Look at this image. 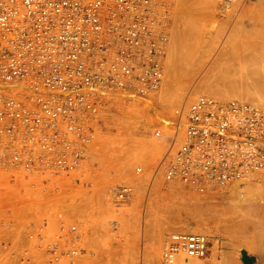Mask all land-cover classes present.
I'll return each instance as SVG.
<instances>
[{
  "label": "built area",
  "instance_id": "2783aa9c",
  "mask_svg": "<svg viewBox=\"0 0 264 264\" xmlns=\"http://www.w3.org/2000/svg\"><path fill=\"white\" fill-rule=\"evenodd\" d=\"M174 1L0 0V174L79 171L111 97L161 89ZM155 136L167 151L153 178L167 184L203 193L264 173L262 107L201 95ZM133 192L120 186L114 198ZM210 250L207 235L175 232L161 258L188 264Z\"/></svg>",
  "mask_w": 264,
  "mask_h": 264
},
{
  "label": "rangeland",
  "instance_id": "374dc122",
  "mask_svg": "<svg viewBox=\"0 0 264 264\" xmlns=\"http://www.w3.org/2000/svg\"><path fill=\"white\" fill-rule=\"evenodd\" d=\"M187 19L189 23L196 21V26L191 24L190 30H185ZM168 26L170 36L161 89L149 96L132 92L112 96L79 171L70 176L21 174L15 179L0 174V264H159L156 259L164 241L182 228L209 237V260L200 263L264 264V173L234 183L238 185L236 193H229L231 184L200 193L178 183L167 184L161 176L153 178V171L167 151L155 132L171 125L179 106L201 95L222 102H242L233 94L217 97L206 90L224 88L227 71L257 67L255 62L253 66L248 63L240 67L226 52L239 48L244 40H251L258 53L264 52V0H176L169 11ZM194 32L206 38V45L200 43L204 47L191 55L193 58L185 59L188 46L178 45L182 51L177 52L173 45L184 42L185 37L181 36L185 33L190 36ZM190 42L187 44L196 45ZM247 42L242 47H248ZM242 47L244 53H249L251 46L249 50ZM251 53L258 54L254 50ZM171 55L177 56V64ZM138 167H142V174L136 173ZM124 185L133 188V196L117 203L114 191ZM194 202H202V206ZM195 206L202 209L200 213L194 210ZM189 208L200 214L194 216L192 212V216L205 219L201 225L191 213L189 217L193 219L187 217ZM211 222L219 230H214ZM233 234L243 236L234 239Z\"/></svg>",
  "mask_w": 264,
  "mask_h": 264
},
{
  "label": "bare ground",
  "instance_id": "6f19581e",
  "mask_svg": "<svg viewBox=\"0 0 264 264\" xmlns=\"http://www.w3.org/2000/svg\"><path fill=\"white\" fill-rule=\"evenodd\" d=\"M176 1V0H175ZM174 1V2H175ZM186 2H188V1H185V4H186ZM181 2H179V4H180ZM185 6V5H184ZM181 7V6H180ZM180 7H178V8H180ZM191 7V6H190ZM184 8H186V7H184ZM177 9V8H176ZM181 9V8H180ZM187 9H190V8H187ZM182 11H183V9H182ZM181 11V12H182ZM192 11V10H191ZM181 12H180V14H181ZM189 12H190V10H189ZM173 13H174V10H173ZM183 15V14H182ZM171 16H172V13H171ZM176 17V16H175ZM175 17H173V18H175ZM182 17V16H181ZM181 17H179V21L181 20ZM188 18V17H187ZM190 19V18H189ZM195 19H193V21H194ZM183 21V20H182ZM192 21V20H191ZM195 23H196V21H194L193 23H189V21H188V19H187V23L184 25V29L186 30V29H189L190 30V25L191 24H193V25H195ZM176 25V24H175ZM183 26V25H182ZM196 26V25H195ZM193 27V30H194V28H195V30H196V28L197 27H194V26H192ZM176 29V28H175ZM183 29V30H184ZM189 30L188 31H186L187 33H189ZM192 30V31H193ZM175 31V30H174ZM181 31V30H180ZM246 32V31H245ZM183 33V32H182ZM191 33H193V32H191ZM190 33V34H191ZM176 34V33H175ZM178 34H180V32L178 33ZM177 34V35H178ZM184 34V33H183ZM235 34V33H234ZM264 34V33H263ZM181 35V34H180ZM179 35V36H180ZM186 35V36H185ZM185 35L184 36H181V38H183L184 39V37H185V43L183 42V40H182V42L181 43H179V41L177 42V47H178V45H183V46H181V48H183V47H185V48H187V46H188V48H187V52L185 53V55H186V57H184L185 59H188L189 58V56H191V55H196V53H198L197 51L198 50H200V48L201 47H204L203 45L202 46H199V45H201L200 43H203V44H205L204 42H206V38H204V37H202V35H200V34H198L197 32H194V34H192V35H187L186 33H185ZM240 35V34H239ZM242 35V34H241ZM244 35H246V34H244ZM244 35H242V36H244ZM247 35H248V33H247ZM192 36V37H191ZM232 36V35H231ZM176 37V36H175ZM235 37V36H234ZM233 37V38H234ZM237 37V36H236ZM247 38H249L248 36H246ZM260 37V36H259ZM174 38V37H173ZM180 37H178L177 39H179ZM257 38V37H256ZM261 39H263V38H261ZM175 40H176V38H175ZM192 40H194V43L196 44V45H192L191 44V46H190V44L188 43L187 44V42L189 41H192ZM248 40V39H247ZM257 40H258V38H257ZM254 41V40H253ZM244 42H247V41H243V45H245L244 44ZM250 42L252 43V41L250 40ZM250 42L248 41L247 42V45H248V47L246 46H244V47H242L243 45H241L240 47H242L243 49L244 48H248L247 50H249V46H251V48H250V50H249V53H244L243 51H242V49L239 47V48H235V47H233L235 44H232L233 46V48L234 49H230L231 51H232V54H231V51L230 52H228L227 50V54L230 56V58L232 59V61L234 60V62H238V63H240V67H241V65L243 64V65H246V64H248V65H252V64H254V62H255V64H258L257 65V67L256 68H253V69H248V67L247 68H241L240 70H238V69H234V70H231V68H230V70L231 71H227V72H229V73H227V75L226 74H224V77H226V83L224 84V88H222V89H219V88H212V89H208V90H206V92L208 93V94H213V96L215 95V96H217V97H224V96H226V94L228 95V93H230L231 95L233 94L234 95V97H237V98H239L240 100H242V102L243 101H247V102H252V103H254V104H252V103H250V104H252V105H255V106H258V107H262V108H264V52H262V53H258L259 52V50H257L256 51V49L255 48H258L255 44H254V46H256L255 48L253 47V45H251L250 44ZM175 43L176 42H174V47H175V49H176V51L177 52H179L178 51V49L180 50V48L178 47H176L175 46ZM190 43H193V42H190ZM193 43V44H194ZM241 43V42H240ZM254 43H256V41L254 42ZM259 43V42H258ZM185 44V45H184ZM250 44V45H249ZM263 43H261V45H262ZM206 45V44H205ZM231 45V44H230ZM236 45H237V41H236ZM258 45V44H257ZM264 45V44H263ZM262 45V46H263ZM231 47V48H232ZM237 47V46H236ZM254 48V49H253ZM260 49L262 48L261 46L259 47ZM264 48V47H263ZM262 48V49H263ZM175 49H174V51H175ZM229 49V48H228ZM245 49V50H246ZM254 50L255 52H257L258 54H255V53H251L252 51ZM180 51H182V50H180ZM251 51V52H250ZM182 53V52H181ZM226 53H224V51H223V54H226ZM172 54V53H171ZM180 54V53H179ZM179 54H176V55H178L179 57H180V55ZM173 55V54H172ZM172 55H171V57H172ZM175 55V54H174ZM183 56V55H182ZM181 56V57H182ZM178 57V58H179ZM176 58V59H175ZM191 58H193V56H191ZM229 58V59H230ZM172 59V61L174 60L176 63L175 64H177V56L176 57H172L171 58ZM179 61V60H178ZM227 61H229L228 63L229 64H232V62H230L231 60H227ZM191 63V62H190ZM172 64L173 65H175L173 62H172ZM229 64H228V66H229ZM236 64V63H235ZM234 65V64H233ZM237 65V64H236ZM178 66V65H177ZM228 66H226V69L228 68ZM232 66V65H231ZM239 66V65H238ZM247 66V65H246ZM245 66V67H246ZM253 66V65H252ZM234 67H235V65H234ZM244 67V66H243ZM232 68H233V66H232ZM237 68V67H236ZM250 68V67H249ZM242 69H244V70H242ZM172 76V75H171ZM249 78H251L249 81H248V79ZM223 79V78H222ZM225 79V78H224ZM222 82V81H221ZM225 88H226V92L224 91L225 90ZM171 91V90H170ZM121 94V93H120ZM134 94H136V93H134ZM222 94H224V95H222ZM137 95H139V94H137ZM235 95H237V96H235ZM139 96H141V95H139ZM215 98V97H214ZM228 102V101H227ZM124 116V115H123ZM158 151V149L157 150H154V152L156 153ZM159 153H160V151H159ZM264 175V174H263ZM2 177V176H1ZM4 178L5 177H3V180H4ZM2 180V181H3ZM250 180V179H249ZM242 181H244V180H241V181H237V182H242ZM246 181H248V179L246 180ZM1 182V181H0ZM234 183H236V182H233V183H231V185L229 186V185H227V186H229V193H236L237 192V188H238V185H236V184H234ZM255 183H257V182H255ZM255 183H252V184H255ZM251 185V184H250ZM257 185V184H256ZM259 185V184H258ZM258 185H257V187L256 188H258ZM227 186H224V187H218V188H225V187H227ZM250 188H255L254 186L253 187H251V186H249ZM248 187V188H249ZM255 188V189H256ZM227 189V190H228ZM251 189V190H252ZM255 189H253V191L255 190ZM228 193V192H227ZM239 201H242V200H239ZM200 203H202V202H199V203H196V204H198L197 206H202ZM191 204V203H190ZM193 204V203H192ZM195 204V202H194V205H196ZM200 204V205H199ZM185 206H189V204H187V205H185ZM192 205H190V207H191ZM197 206H195L196 208H194V210H196V211H198V210H200V209H198L199 207H197ZM207 207H208V205H206ZM180 207V206H179ZM194 207V206H193ZM193 207H192V209L191 210H193ZM209 208V207H208ZM181 209V208H180ZM183 209V208H182ZM241 209V208H240ZM187 210V209H186ZM202 210V209H201ZM201 210L200 211H198L199 213L201 212ZM239 210V209H238ZM237 210V211H238ZM180 211V210H179ZM206 211V210H205ZM209 211V210H208ZM254 211V210H253ZM192 212L193 211H190V208H189V211H188V213L189 214H187V211H185V213L188 215H186L187 217H189V215H190V213H191V216H192ZM196 213L195 211L193 212V215H194V213H195V215L194 216H199L200 214L199 213ZM240 212V211H239ZM250 212V211H249ZM209 213V212H208ZM208 213H206L205 212V214H208ZM238 213V212H237ZM241 213V212H240ZM199 214V215H198ZM242 214V213H241ZM254 214V213H253ZM169 215V214H168ZM201 215H203V214H201ZM252 215V214H251ZM256 215V214H255ZM170 216V215H169ZM194 216H192V217H194ZM205 216V215H204ZM210 216V215H209ZM237 216H239V215H237ZM201 217V216H200ZM200 217H198V218H196V217H194V221L195 222H197V224L199 223L200 225H201V223H203L204 222V220L202 219V217L200 218ZM191 220L193 219V218H191V217H189ZM196 218V219H195ZM240 218V217H239ZM207 220V223H208V217L206 218ZM235 219V218H234ZM247 219V218H246ZM211 220H213V219H211ZM240 220V219H239ZM242 221L244 220V218L243 219H241ZM240 220V221H241ZM205 221V222H206ZM214 221V220H213ZM228 222V221H227ZM234 222V221H233ZM247 222V221H246ZM206 223V224H207ZM212 223V222H211ZM223 223V222H222ZM232 223V222H231ZM245 223V222H244ZM206 224H205V226H206ZM226 224V223H225ZM229 224V223H228ZM243 224V223H242ZM223 225V224H222ZM227 225V224H226ZM231 225V224H230ZM238 225V224H237ZM203 227H204V225H202ZM210 226H212V228L215 226H213V223H212V225H210ZM219 226H220V224H219ZM232 226V225H231ZM236 226V225H235ZM209 227V226H208ZM237 227H239V226H237ZM180 228H182V227H180ZM215 228V229H214ZM213 229L214 230H216V228L217 227H214ZM225 228V227H224ZM227 228V227H226ZM232 228V227H231ZM174 229V228H173ZM183 229V228H182ZM182 229L181 230H179L178 229V231L179 232H181L182 231ZM212 229V230H213ZM218 229V228H217ZM236 229H238V228H236ZM172 230V229H171ZM174 230H177V229H174ZM174 230H172V232L174 231ZM206 230H207V227H206ZM206 230H202V231H206ZM219 230V229H218ZM227 229H225V231H226ZM231 230V229H230ZM229 230V231H230ZM178 231H175V232H178ZM185 231V229H183V232ZM188 231V230H187ZM196 230H194V231H192V232H195ZM223 231V230H222ZM231 231H233V230H231ZM239 231H241V230H239ZM186 232V231H185ZM227 232V231H226ZM171 235V234H170ZM208 235L209 236H211L212 237V234H210V233H208ZM232 235H230L229 237H231ZM241 236H243L242 234H237V236H236V234L234 235L233 234V236H232V238H234V239H238V237L239 238H242ZM155 239H156V237H155ZM158 239V238H157ZM156 239V240H157ZM158 241H159V239H158ZM157 241V242H158ZM212 241V240H211ZM217 242V241H216ZM226 243L225 244H227V242L228 241H225ZM156 244H158V243H155V245ZM224 244V245H225ZM156 246H158V245H156ZM217 246H218V244L216 243L215 244V247L217 248ZM222 246V245H221ZM238 247V246H237ZM231 248H234V247H231ZM215 249V248H214ZM220 249V248H219ZM158 250H159V248H158ZM217 250V249H216ZM221 250V249H220ZM224 251V250H223ZM222 251V252H223ZM212 252H214V250L212 251ZM217 252V251H216ZM221 252V253H222ZM161 254V253H160ZM160 254L158 253V259H156V261L158 260V262H159V264H162L163 263V261H162V258H161V256H160ZM214 254V253H213ZM219 254V253H218ZM217 256V255H216ZM215 256V257H216ZM156 257V256H155ZM230 257V256H229ZM222 258H224V257H222ZM226 258V257H225ZM208 260H209V258H208ZM225 260H227V259H225ZM235 259H233L232 261H234ZM162 261V262H161ZM205 262L207 261L206 259L204 260ZM230 261V260H229ZM237 262L239 261V260H236ZM193 262H196V263H193ZM221 262H223V261H221ZM228 262V261H227ZM181 263H183L182 261H180L179 262V264H181ZM192 263L193 264H203V263H200V261L199 260H194V261H192ZM212 263H213V261H212ZM225 263H226V261H225ZM234 263V262H233ZM227 264H230V262L229 263H227Z\"/></svg>",
  "mask_w": 264,
  "mask_h": 264
}]
</instances>
